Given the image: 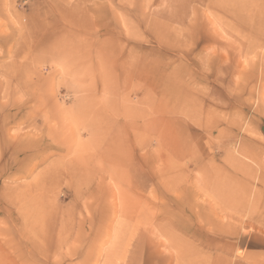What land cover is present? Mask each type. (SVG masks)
I'll list each match as a JSON object with an SVG mask.
<instances>
[{"label":"rangeland","instance_id":"rangeland-1","mask_svg":"<svg viewBox=\"0 0 264 264\" xmlns=\"http://www.w3.org/2000/svg\"><path fill=\"white\" fill-rule=\"evenodd\" d=\"M0 264H264V0H0Z\"/></svg>","mask_w":264,"mask_h":264}]
</instances>
